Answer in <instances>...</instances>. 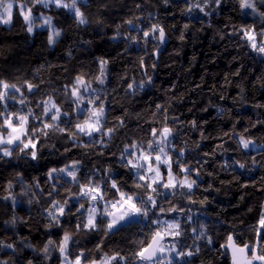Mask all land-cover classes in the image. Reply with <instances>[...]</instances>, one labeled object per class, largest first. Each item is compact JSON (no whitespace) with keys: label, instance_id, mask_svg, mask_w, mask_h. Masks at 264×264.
<instances>
[{"label":"trees","instance_id":"trees-1","mask_svg":"<svg viewBox=\"0 0 264 264\" xmlns=\"http://www.w3.org/2000/svg\"><path fill=\"white\" fill-rule=\"evenodd\" d=\"M195 2L82 0L79 6L89 21L85 25L64 9L37 5L34 15L51 16L61 30L54 45L48 44L49 29L29 33L15 11L9 27L0 25V79L16 83L23 92V96L15 93V101H7L9 110L27 114L32 109L30 127L38 128L42 120H48L42 102L49 97L69 113L55 122L65 131L47 129V136L37 132L35 149L21 152L16 148L8 158L0 155V262L61 264L57 246L69 232L72 257L84 252L88 261H98L118 253L127 258L119 264H136L139 241L150 239L148 233L155 225L141 220L108 232L101 204L98 227L78 230L76 225L86 220L87 213L76 209L81 202L85 209L89 204L75 199L79 187L71 177L54 173L58 178L50 179L48 172L75 161L77 179L84 182L90 176L103 182L108 186L106 199L114 191L111 179L126 191L142 194L134 187L133 171L125 166V147L135 142L147 149L148 141L154 139L152 129L165 126L172 130L167 152L174 173L196 180L191 192L187 188L162 190L167 199L156 197L158 206L166 210L160 219L180 223L177 249L194 253L184 260L230 264L228 252L221 248L229 234L238 244L255 242L264 213V182L259 181L264 148L245 152L240 139L264 147V54L251 49L241 29H255L259 43L264 39L258 35L264 31V17L245 16L238 0H221L219 7L208 0L204 12L188 11ZM199 2L203 6L205 0ZM256 3L264 11V4ZM129 20L132 25L126 23ZM154 24L163 28V41L158 31L143 35ZM101 60L107 61L104 84L96 80ZM78 75L91 84L84 93L85 105L90 95H98L97 104L105 106L102 131L114 129L103 135V142L101 133L89 137L76 131L77 108L70 91ZM26 80L38 87L29 92ZM21 99L24 104L17 102ZM32 151L37 153L35 160ZM181 166L190 172L181 173ZM66 199L65 214L56 225L48 210L53 201ZM172 207L177 211L168 212ZM153 213L158 214V208L150 212V218ZM10 220L12 232L6 229ZM49 239L55 244L49 246L46 257L43 247ZM8 244L13 248L5 247Z\"/></svg>","mask_w":264,"mask_h":264},{"label":"snow or ice","instance_id":"snow-or-ice-1","mask_svg":"<svg viewBox=\"0 0 264 264\" xmlns=\"http://www.w3.org/2000/svg\"><path fill=\"white\" fill-rule=\"evenodd\" d=\"M82 0H0V24L8 25L12 22L14 11L19 16L23 17L25 24L27 25V31L32 33L36 26L47 27L48 44L54 45L57 43L58 38L61 36V30L53 24V18L51 16H40L39 18L34 15L33 9L40 5L44 8H48L50 5H54L57 9H64L68 13L72 14L75 21L80 25H85L89 21L86 18L84 12L81 10L79 3ZM167 2V0H166ZM241 10L249 9L252 13L259 14L264 17V11H261L257 7L256 0H238ZM214 3L219 7L221 0H214ZM264 4V0H261ZM208 6V0H205L203 6H201L199 0L189 6L188 11H192L193 8H198L201 12H204L205 7ZM139 7V5H137ZM206 15L208 13H205ZM42 20V23L37 25V20ZM129 25H132V21H126ZM159 33V39L163 41L165 33L163 28L158 25H152L150 31H145L143 35L148 37L150 33ZM242 38L248 40L249 46L253 51H258L260 54H264V39L257 42V33L253 28H242ZM259 36L264 37V31H261ZM136 38L133 37V40ZM107 61H100V75L96 77V80L100 84L105 83V66ZM29 92H32L34 88L38 87L29 81H24ZM129 89L133 87L132 84L128 85ZM67 88V86H66ZM91 88L90 82L85 81L82 75H78L75 81L71 85L70 95L73 97V103L77 108V120L75 124L76 131L80 134L91 137L94 132L101 133V142H103V135L111 134L114 129L108 128L106 131H102L104 128V122L106 119L105 106L103 102L97 104L99 96H91L87 100L85 105L84 93H88ZM95 91L94 89L92 90ZM15 93H20L23 96L21 87L16 83H9L4 79H0V105H3L4 111H0V153L3 156H12L13 151L18 148L21 152L31 147L36 148V141L34 137L37 132L47 136V129L59 128V124L55 123L61 119V116H68L67 111L62 109L55 103V101L49 97L48 100L43 101V116L48 117L47 121L42 120V127L31 126L29 117L34 115L32 109H28L27 114H22L16 110H9L7 104L8 100H16ZM69 93L66 91L65 93ZM20 104H24V100L17 101ZM160 107L159 105L157 106ZM40 119L39 116L35 117ZM123 124V121H121ZM61 132L65 131L63 128H59ZM172 135V130L165 126L160 130L152 129L153 140L148 141L147 149L143 148L137 143H133L130 146L125 147V154L128 159L126 167L133 171L134 175V187L142 190V194L138 192H129L124 190L115 179H111L110 187L113 189L111 199H106L108 195V186L103 182H96L92 177L88 176L84 178V182L77 179V163L73 162L71 165L65 166L60 169L53 168L48 172L50 179H57L54 173L64 174L72 178L78 187V193H74L73 196L79 202L82 198L89 206L85 209L84 203H79V207L76 209L80 212L81 209L87 213L86 220L82 224H77L76 227L79 230L81 227L88 230H95L98 227L97 214L100 212L99 206L104 205L102 213L104 217H109L106 222V231L111 232L116 229L121 222L124 224L137 223L141 220L147 221L150 225H155V228L151 229L148 235L150 239L139 241L137 251L134 253L136 257V264H188L185 257H192L193 251L187 252L180 251L173 243L171 245L165 243L166 239L171 237L175 239L181 235L180 223L173 219L162 220L160 215L165 213L163 207H159L157 203V196L164 195L167 199V194L162 190H174L179 188H187L191 192L196 180L189 179L188 175H184L183 178H179L178 173H174L171 164V156L166 151V146L169 141V137ZM75 138L76 134L72 133ZM240 143L244 149H248L253 142L241 137ZM10 147H3V146ZM14 146V147H13ZM181 155L183 153L181 152ZM32 159L37 158L36 151L31 152ZM124 155L121 156L123 160ZM161 166H165L166 171H161ZM244 167L243 164L240 165ZM179 171L181 173H189L190 169L181 166ZM141 181L143 183H141ZM11 186V185H9ZM8 197H5L7 199ZM68 205L66 199L63 203L59 201H53L51 208L48 210V214L51 220L56 225L60 224V216L65 214V208ZM158 208V214L153 213V218H150L149 214L153 209ZM71 211V209H69ZM168 212H176L177 209L172 207L167 210ZM182 211V210H181ZM83 215V213H81ZM195 232V229H193ZM203 235V233H201ZM209 243L211 238L209 237ZM73 243L71 234L65 232L63 238L59 241L57 250L61 257V264H112L113 261H126V257L120 256L118 253L112 256H103L100 260H91L85 257L84 252H80L78 255L72 257L69 245ZM55 242L51 239L47 241V244L43 247V253L47 257L50 249V245H54ZM7 248H13L11 244L5 245ZM221 248L226 252H231V264H264V213L261 214L258 221V228L256 229V240L254 243L238 244L231 234L227 236L226 243L221 245ZM14 251V249H13ZM199 251V249H197ZM175 253V256L172 255ZM0 264H7V261L0 262ZM28 264H32L31 261Z\"/></svg>","mask_w":264,"mask_h":264},{"label":"rangeland","instance_id":"rangeland-1","mask_svg":"<svg viewBox=\"0 0 264 264\" xmlns=\"http://www.w3.org/2000/svg\"><path fill=\"white\" fill-rule=\"evenodd\" d=\"M260 2H261V0H259ZM262 4V3H261ZM49 7H55L54 5H50ZM48 7V8H49ZM56 8V7H55ZM243 12H244V15L245 16H258V14H256V13H252L251 12V10H249V9H244L243 10ZM40 16H42V15H40ZM39 16V17H40ZM22 17V16H21ZM38 17V18H39ZM23 18V17H22ZM13 19V18H12ZM40 23H42V20H41V22ZM40 23H38L37 22V25H39ZM12 24V22L10 23V24H8V25H4V24H0V25H3V26H5V27H9L10 25ZM36 29H48L46 26L45 27H40V26H36L35 28H34V30H36ZM34 30H33V32H34ZM94 133H97V132H94ZM93 133V134H94ZM241 140V139H240ZM250 141H252V140H250ZM253 143L252 144H250V146H249V148L248 149H244L243 148V146H242V144L240 143V146H241V148H242V150H244L245 152H250V151H259V150H262L264 147H263V145L262 144H257V143H255L254 141H252ZM3 147H10V146H7V145H5V146H3ZM14 147V146H13ZM29 148H31V147H29ZM32 149V148H31ZM167 149H171V148H169L168 146H166V151H167ZM0 155L1 156H3V154L2 153H0ZM3 157H6V158H8V156H3ZM127 159H128V157H127ZM172 169H173V167H172ZM161 171L162 172H164V171H166V168H165V166H161ZM173 172H174V170H173ZM262 176H259L260 178H259V181H261V182H264V172H261L260 173ZM189 179H191L190 177H189ZM264 184V183H263ZM195 186V185H194ZM193 186V187H194ZM179 188V187H178ZM180 189V188H179ZM100 213V212H99ZM98 213V214H99ZM98 214H97V217H98ZM108 219H109V217H107ZM171 220H173V219H171ZM6 229L8 230V231H10V232H12V220H10V221H8L7 223H6ZM176 240L175 239H172L171 237H169V238H167L166 239V241H165V243H167V244H169V245H171V244H175L176 245ZM172 255L173 256H175V253H172ZM119 260H117V261H113L112 262V264H119Z\"/></svg>","mask_w":264,"mask_h":264},{"label":"water","instance_id":"water-1","mask_svg":"<svg viewBox=\"0 0 264 264\" xmlns=\"http://www.w3.org/2000/svg\"><path fill=\"white\" fill-rule=\"evenodd\" d=\"M82 199H83V198H82ZM82 210H83V209H81V212H82ZM122 225H125V224H124L123 222H121V225H118L117 228L121 227ZM117 228H116V229H117ZM116 229H114V230H116ZM114 230H112V231H114ZM112 231H111V232H112ZM228 255H229V257H230V264H231V252H230V251H228Z\"/></svg>","mask_w":264,"mask_h":264}]
</instances>
